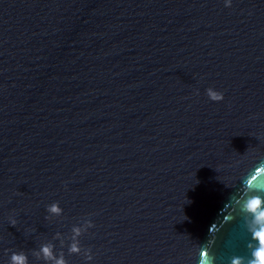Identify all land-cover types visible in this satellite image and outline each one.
<instances>
[{
  "label": "water",
  "instance_id": "obj_1",
  "mask_svg": "<svg viewBox=\"0 0 264 264\" xmlns=\"http://www.w3.org/2000/svg\"><path fill=\"white\" fill-rule=\"evenodd\" d=\"M261 162L264 0H0V264H230Z\"/></svg>",
  "mask_w": 264,
  "mask_h": 264
},
{
  "label": "clouds",
  "instance_id": "obj_2",
  "mask_svg": "<svg viewBox=\"0 0 264 264\" xmlns=\"http://www.w3.org/2000/svg\"><path fill=\"white\" fill-rule=\"evenodd\" d=\"M231 5V0H226V6ZM207 95L212 101H221L224 99V94L214 88L207 89ZM258 174H264V162H261L242 181L241 189L236 195L239 201V209L243 214L244 224L250 233V241L248 248L250 255L247 257L235 255L231 258L230 264H264V186L257 184ZM49 217H59L63 213V209L58 202H53L47 206ZM16 221L12 220V225ZM93 226L91 220H85L83 224L73 225L71 229V243L68 246V252L80 253L81 245L79 237ZM62 234L57 232L56 239H60L61 244L64 243L61 239ZM37 259H43L45 264H68L63 251L59 254L55 251V244L45 242L38 249L32 251ZM84 255L88 260L92 259L91 251L85 250ZM215 256L210 253L207 245L200 246L199 259L197 264H215ZM8 264H29V256L24 250L13 251L10 255Z\"/></svg>",
  "mask_w": 264,
  "mask_h": 264
}]
</instances>
